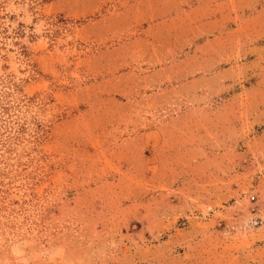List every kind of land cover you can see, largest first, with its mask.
<instances>
[{"label":"rangeland","instance_id":"obj_1","mask_svg":"<svg viewBox=\"0 0 264 264\" xmlns=\"http://www.w3.org/2000/svg\"><path fill=\"white\" fill-rule=\"evenodd\" d=\"M153 6L0 0V264H264L261 71L194 101L206 15Z\"/></svg>","mask_w":264,"mask_h":264},{"label":"crops","instance_id":"obj_2","mask_svg":"<svg viewBox=\"0 0 264 264\" xmlns=\"http://www.w3.org/2000/svg\"><path fill=\"white\" fill-rule=\"evenodd\" d=\"M150 2L154 3L150 12H156L158 15L168 14L169 18L172 17L173 10L188 4L193 6L192 10L195 13L206 15L204 21L197 24L207 33L210 31L202 45L205 50L198 48L197 51H189L188 59H182L183 61L172 57L163 66L174 69L183 62L188 70L212 71L209 75L211 81L190 80L175 84L176 86L187 84L188 87H193L194 101L202 95V91H206V96L211 98L221 96L222 92L228 91L230 86L238 82L228 79L229 72L232 74L231 79L235 80L239 78L241 72L245 75L247 69L259 68L261 73H258L252 81H264V0H150ZM198 83L200 85H196ZM258 84L259 82L251 83L250 89L254 90ZM197 88L200 91H197ZM240 92L241 90H238L220 97L221 101L213 111L224 109L229 103H236L237 107ZM249 95L251 102L253 95ZM206 148L197 143L189 149L199 152L201 156L200 151H202L203 156H206ZM201 159L204 161L203 157Z\"/></svg>","mask_w":264,"mask_h":264}]
</instances>
